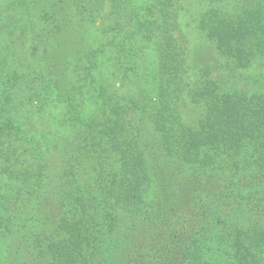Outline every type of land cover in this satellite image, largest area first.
Listing matches in <instances>:
<instances>
[{"label": "trees", "instance_id": "trees-1", "mask_svg": "<svg viewBox=\"0 0 264 264\" xmlns=\"http://www.w3.org/2000/svg\"><path fill=\"white\" fill-rule=\"evenodd\" d=\"M55 2L59 16L52 11L50 0H20L16 4V13L10 17L13 28L8 33L10 74L3 77L7 92L1 103L4 106L10 93L26 82L32 86L39 80V91L33 93L37 101L60 88L48 75L43 77L38 72L49 60L57 67L56 73L61 68L58 80H67L73 88L70 97L64 98L66 117L76 120L87 98L102 106L73 136L74 148L82 157L63 168L64 180L69 182L65 187L59 185L53 205L45 194L32 197L28 189L7 184L16 180L39 186L44 165L36 146L24 140L22 132L8 126L0 128V229L21 245L28 244L30 255H38L42 252L37 243L39 228L28 224L36 210L45 220L54 218L57 222L52 241L46 246L52 250V259L42 264H104L90 257L88 262L86 251L95 249L101 231L95 214L104 210L109 230L118 216L143 222L147 229L146 244L115 264H264V92H227L218 82H210L206 69L205 86L197 88L199 79L197 86L190 88L197 80L191 84L185 77L187 51L176 36L173 0H150L144 9L133 12H120L112 3L102 16L112 20L103 29L109 38L98 40L96 45L83 44L73 31L74 23L88 20L79 1L72 0V10L67 0ZM35 15L41 24L44 22L41 26L47 37L65 30L70 38L57 40L41 50L40 56L32 40L23 36ZM216 18L208 16L200 28L207 30L217 49L228 54L237 67L247 68L264 57L263 4L245 5L229 20ZM15 30L18 34H13ZM138 36L152 40L155 46L157 82L153 99L115 93L95 76L99 58L108 51L118 76L128 70V76L124 75L128 81L137 78V66L131 63L139 51L135 45ZM72 50L73 57H67ZM24 63L28 71L19 74ZM186 89L196 103L202 104L203 116L196 129L180 120L179 102ZM94 155L109 157L118 166L115 176L112 172L98 180L103 192L101 204L90 186L79 185L87 174L85 164ZM148 163L175 192L183 190L190 199L182 206L156 207L154 176ZM104 201L117 212L109 214L101 206ZM7 212L16 213L15 225L8 226ZM40 259H45L44 252Z\"/></svg>", "mask_w": 264, "mask_h": 264}, {"label": "rangeland", "instance_id": "rangeland-1", "mask_svg": "<svg viewBox=\"0 0 264 264\" xmlns=\"http://www.w3.org/2000/svg\"><path fill=\"white\" fill-rule=\"evenodd\" d=\"M67 1H69L70 9L72 10V0ZM78 1V6L82 7V9H79L83 11L89 21L74 23L72 26L73 31L77 32V38L82 39L83 44L89 45L91 43L96 45L98 40L106 41L109 38L108 34H103V29L110 26L112 20H103L102 16L108 11L112 3L120 12H133L137 11V9H144L148 6L150 0ZM19 2L20 0H0V105L3 112L0 116V128L4 126L15 128L22 132L24 140H31L42 157L44 171L43 180L39 186L37 185L38 187L23 185L16 180L9 181L7 184L10 187L17 184L18 187H22L26 191L28 189L32 193V197L38 195L40 198L45 194L49 198L51 205H53L54 200L57 198L56 195L59 193V185H64L63 187H65V184L69 182L66 179L64 180L66 175L63 174V168L69 162L71 163L76 158L80 159L82 157L80 152L78 153L76 148H74L73 140L75 137L73 136L82 130L91 119L95 118L102 105L94 103L91 99L87 98L76 120L66 117L67 107L64 98L65 96L70 97V91H73V88L67 83V80H58L57 73L61 68L56 73L57 67L54 68L55 64L46 60L38 68L40 69L38 72L43 77L48 75L49 80L55 82V87H61L55 88L47 98L41 97V100L37 101L33 93H35V90L39 91V80H36V85L32 86L29 82H26L20 84L15 88L13 93H10L8 102L3 106L1 100L4 93L7 92L2 85L3 77L10 74L9 66L7 65V55L10 50L8 33L13 28L10 25V17L15 15L17 10L16 4ZM50 2L55 6H51L52 11H56L59 16L61 11L57 8V3L55 0H50ZM44 3L46 2H43L42 5ZM173 3L177 21L176 36L184 42L187 51L184 67L186 71L185 77L191 80L189 81L191 84L197 80L196 83L190 85V88L197 86L199 79L197 88L202 84L205 86L204 79L206 78H204L203 70L206 69L208 70L207 78H209L210 82H218L227 92L240 90L246 92V95L264 92V57L254 60L247 68L240 69L233 63L228 54H224L217 49L215 41L210 38L207 30L200 28V24L204 23V19L207 21L210 15L216 16V19L219 20H229L230 16H238L239 11L245 5H258L259 3L264 5V0H173ZM18 9L20 10V7ZM37 11L39 10L37 9ZM48 14H50V11ZM142 16L145 18L144 14ZM31 19L33 25L27 26L23 30V36L32 40V46L36 52H39V55L41 50H46L47 47L49 48L55 44L57 40L70 38L71 34L65 30L56 31L54 36L47 37L45 28L41 26L44 25V22L41 24L36 15L32 16ZM13 25L16 24L13 23ZM18 32V30H15L13 34H18ZM37 45L40 46L38 50ZM135 45L139 51L135 53L133 57L134 63L131 64H136L137 66V69L134 71L137 72V78L128 81L124 75L128 76L129 71L127 70L125 74V71H121L123 69L120 70L121 72L118 76L114 71L112 52L108 51L99 58V68L95 76L99 82L106 83L105 86L109 85L108 87L115 91V93H127L139 95L138 98L145 96L153 99L156 93L157 82V57L154 42L138 36ZM74 51L68 52L69 55L67 57L71 55L73 57ZM24 66L25 68L19 74L28 71L27 63H24ZM29 72H32V70H29ZM16 78H19V75ZM59 78L61 79V77ZM62 92L65 94L62 95ZM178 112L181 123L190 127V129H196L199 120L203 116L202 104L196 103L187 89L181 96ZM149 164V173L151 177L154 176L153 201L156 207L182 206V204H185L190 199L185 198L187 193H184L183 190L175 192L171 188V184ZM85 168L87 174L85 175L84 182L79 185L90 186L91 191L97 195L98 204H101L103 192L99 190L98 180H101L106 174L108 176L112 172V176H115L118 168L117 162H114L109 157L102 158V156L94 155L93 159L91 158L85 164ZM74 197L75 190L72 186V198ZM155 201L158 202L155 203ZM101 206L109 210V214L117 212L105 201ZM52 208L58 214L59 210L55 206ZM35 212L36 210L31 215L28 224L39 228L37 243L42 247V252L38 255H36V252L30 255L26 250L28 244L21 245L15 237H8V234L0 229V264H42V261H51L52 250L48 249V247L46 248V246L50 243L49 240L52 241L51 233L54 234L57 222L54 218L45 220L39 213ZM8 213L6 215L7 224L9 226L11 223L13 226L15 225L14 216L16 213ZM105 214L104 210H100L95 214L101 231L93 252L88 253L92 249L90 247L86 248L88 262L90 257L96 259L97 263L115 264L120 262L123 257L132 254L136 249L146 244L147 229L142 224L143 222L134 223L133 221L137 220L130 219L129 221L124 216H118L114 221H111L113 228L109 230V219ZM43 252L45 259L41 260L40 257Z\"/></svg>", "mask_w": 264, "mask_h": 264}]
</instances>
